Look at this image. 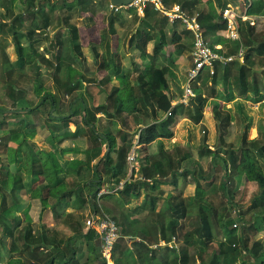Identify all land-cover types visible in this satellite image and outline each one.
<instances>
[{"label": "trees", "instance_id": "1", "mask_svg": "<svg viewBox=\"0 0 264 264\" xmlns=\"http://www.w3.org/2000/svg\"><path fill=\"white\" fill-rule=\"evenodd\" d=\"M87 1L88 0H71L67 7L69 9L76 8L78 11H85ZM161 1L167 6L180 3L190 14L198 10V8H196L198 0ZM13 2L14 0H8L6 11L2 14V19L0 20V28L6 23L5 18L11 15L13 16ZM225 5L226 2H222V0H210L209 10L198 12L199 21L206 29L205 36L207 38L211 39L219 30L226 26L225 22H221L220 14L216 11L217 6L223 9ZM26 8L27 11L31 12L33 15V17H31L30 29L27 31L22 30L20 27L21 15L18 14L12 17L10 27H8L13 35L12 41L16 53L15 64L20 69L25 65L37 66V57H43L42 54L37 52L34 46V42L36 41L34 36L36 35L35 33H40L42 27L48 24V14L45 12V5L43 3L41 4L40 0H26ZM51 8H54V6L51 5ZM134 10L135 8L130 9V12H134ZM247 13L264 14V0H252V3L247 9ZM117 14L118 13L113 12L109 17V28L107 31H104L102 40H100V43H103L105 46L104 53L100 54L101 61L98 65V70L104 71L105 73L99 81L101 91L107 90L106 100L103 103L88 106L81 95H75L71 101H76V103L69 106V112L67 114H55L53 111L55 112L59 107V101L55 93L44 88L42 82H38L35 86V91L37 93L42 92L38 105L28 109H24L25 107L18 105V107L22 108L20 110L33 112L37 111L40 106L49 103L51 110L48 111L47 117L54 122H59V124L54 123V125L51 124L48 126L51 133H55V131L64 128L60 133L52 134L57 144L61 143L67 137L76 136V134L81 131V127L79 126L76 131L71 132L69 126L71 123L79 125L80 121H82V125L89 129L88 140L90 144L87 146L86 158H73L67 162L64 161L65 163H61L60 157L63 156L65 150L58 149L54 151L53 149L43 150L36 148L32 141L37 131L36 124H32L28 119L23 118L16 128H11L2 135L8 143L10 142V145H8V143L6 144L8 163L14 166L19 161V155L21 157L20 171H11L9 174L6 173L7 176L0 180L1 235L9 238V251L19 254L17 257L12 256L7 259V264H80L82 256L79 257V255L76 254V248L73 246V243L77 239H81L86 243L89 254L90 252L95 253L93 257H91L92 260H89L92 264H104L101 254L97 251V249L99 250L100 241L95 229L81 228L80 221L75 219V214L68 208L73 205L80 208L90 204L91 208L98 211L96 203L97 197L102 199H109L112 197V193L110 192L102 193L98 196L99 191L103 189L104 186L117 185L128 175L127 156L132 149L133 142L132 136L127 133L126 130L130 127L127 121L130 116H128L127 119L122 116L125 111L123 109L124 100L119 94L120 90L130 93L133 97L134 107L131 113L125 112L127 115L133 116L135 121L136 118L138 121V114H143L150 118L138 135V142L144 145L158 138H171L173 135L171 126L175 122V114L181 108L184 109L194 123L198 124L203 118L202 112L207 98L202 95L201 89L196 86L201 76L192 85L195 96L190 100L189 104L184 105L182 102H178L183 93L184 82H182L181 76L178 77L177 74L173 73L169 65L164 64L158 66L153 64L149 68H137L135 70L138 71V74L134 81L131 79L132 71L128 69L125 71L124 75H120L121 71L118 65L120 63L116 62L117 55L113 54L110 50V36L115 32L113 23L117 19ZM37 15H40L43 21L42 26L39 24V21L35 19ZM136 16L137 19L139 18V22L142 26L136 27V30L131 32L129 44L138 49L139 55L142 58L145 59L148 55L146 51L148 42L156 38L158 39L154 42L152 51L153 56L161 55L162 49L168 41L174 44L178 52L179 50H185L190 47L182 41V34L191 36L190 31L183 26L184 28L178 32V25L181 23L178 21L172 25L169 24L167 18L155 11L151 3H146L143 15L139 16L137 14ZM241 22V41H236L235 39L223 41V39L220 40V38L216 40H220V44L224 45L221 49H216V51L224 55L236 53L240 45L245 47L242 64H240L239 61H230H234L235 67H237V73L234 80L230 81L224 98L227 97V100L233 99L235 97L234 89L237 94L244 95L250 88H254V93L257 95L254 100L257 102L264 97V94L258 93L255 87L257 85L255 80H253V83L250 82V77L256 74L253 73L255 61L252 57V53L259 56L264 55V39L255 45L256 39L252 36L255 25H252L248 21ZM65 27H67L68 33L70 34L68 41L71 49H69L68 57L72 62L80 64L84 56L79 41V27L67 21ZM246 29L248 31L247 35L244 34ZM169 30L172 32L171 36L168 35ZM24 39H27L26 44L22 42ZM210 44L213 46L212 41H210ZM91 51L94 56L99 53L98 51L95 52L93 48H91ZM56 60L58 61L56 67L58 69L62 62L61 56L57 55ZM226 65L222 68V66L220 67L216 64L215 73H208L213 85L217 83L220 72L223 71V77H229L230 68ZM66 67L71 79L74 77V74L80 75L76 80H69L68 86H65V92L71 94L72 90L74 91L81 88L86 79H84L81 72L73 69L71 63L67 64ZM114 77L120 81L119 85H115V83L111 84ZM108 85L110 87H108ZM212 90L215 92L214 88H212ZM16 98L18 103H20L19 101L22 100V96H17ZM172 101L176 102L173 106L171 104ZM97 113L119 119L123 123V128L119 129L116 134H113L111 131H100L96 122L99 118ZM216 113L220 132L219 138L222 140V134L224 131H227L232 116L229 112L222 113L221 111H216ZM249 118H251V121L246 126V131L252 127L255 121V117L249 116ZM139 122L141 121H138V123ZM3 124L4 120H0V125ZM246 131L243 133L237 149L230 145L227 150H225V158L228 159V163L221 173L222 180L220 179L219 188L225 199L228 184L233 182L234 173L238 175H242L243 173L252 174L259 186L260 193H258L256 197L254 196L251 206L252 208L260 209L258 216H261L264 220V142L259 143L258 138L254 137L256 133L255 129L251 131V136L254 137L252 139L247 138ZM103 143L106 144V151L101 154V145ZM178 155L179 153L177 154L175 152V156L172 157L170 152L164 153L165 161H155L151 166L146 168L143 167L142 174L144 178L150 179L151 182L139 178L125 181L122 188L115 191V193L121 197H129L130 195L135 196L143 187L147 191V197L143 203V207H148L153 212H156V204L159 198L158 194L162 192L158 190L161 178L169 176L170 174H172L171 178H173L180 172L182 159ZM93 158L96 159L91 162ZM229 165L231 169L228 167ZM201 168L200 166L197 168L198 176ZM232 169H234L235 172H230ZM185 172L193 174V171L189 169H185ZM214 175L215 171L213 169L210 177ZM24 176H30L29 178L33 182L40 180V182L30 190L27 197L39 201L41 206L40 217L47 209L50 210L55 219L65 217L66 221L64 224L73 230L71 236L67 237L65 240L58 239L48 232L45 225H41L37 231L33 230L31 226L32 219L28 214L27 208L24 210L23 215H17V213L20 212V206L23 204L20 199V192L25 189ZM200 186L198 179L195 180L194 196L198 198V200L195 198H192V200L199 205L200 224L193 232L197 235L199 238L198 240L202 244L210 243L212 239L210 215H212L214 218H217V223L220 224L223 234L227 235L229 238L220 243V251L218 254L214 255L210 264L236 263L238 259L242 257V254L248 256L249 253L252 254L251 257L254 258L256 264H264V245L262 243L254 241L252 245L249 246L247 240L242 237L243 235L238 238L233 234L235 227L231 226L233 218L230 216L232 202L223 203L221 207V210L224 211L227 216L229 215L226 219L227 216L224 214L222 216L220 215L218 207L213 204L212 200L206 198L208 195H205V190H202ZM168 199V205L173 213L172 216L162 219L161 213H158L160 219L151 224V227L148 228L150 235L151 233L153 234L152 238H150L147 231L142 227V233L138 236L140 237L139 240L132 241V243H142L141 247L150 254L148 258L151 259V261L157 257V249H152L150 247L151 243H159V239L167 242L172 236L177 240L178 237L176 238V235L179 232V223L186 217L187 205L183 204L184 198L181 197V194L180 199H177L175 202L173 201L176 199L175 195L170 196ZM8 200L10 203H8ZM236 206L240 209L239 220L242 222L244 219L243 207L241 204H237ZM24 221H27V223L22 227V222ZM123 230H121V238H127V234L124 233ZM187 233L189 232L184 233L186 243H188L189 239ZM135 236L137 235L133 237ZM20 241L22 244L19 250L17 243ZM161 250H168L174 254L173 259L169 262L165 260V256L161 257L165 264H190V251H188L186 245L180 247L178 250L174 248L170 249L169 247H163ZM247 251H249V253ZM138 252L139 254H137V256L142 255L140 248ZM113 253L115 255L116 264H133L132 260L136 257L135 252L129 251L126 245L121 246L120 243H117V240L114 244ZM89 261L83 264H89Z\"/></svg>", "mask_w": 264, "mask_h": 264}, {"label": "rangeland", "instance_id": "2", "mask_svg": "<svg viewBox=\"0 0 264 264\" xmlns=\"http://www.w3.org/2000/svg\"><path fill=\"white\" fill-rule=\"evenodd\" d=\"M223 1V0H222ZM233 1V0H232ZM237 2V0H234ZM233 1V2H234ZM41 4L43 3L45 5V12L48 14V24L44 27H42L40 33H35L34 37L36 41L34 42V46L37 49V52L42 54L43 57H37L38 59V65H25L22 69L18 68L15 64L16 59V53L13 47V35L8 27H10L11 19L14 15H21V25L20 27L22 30L27 31L30 28L31 24V17L33 15L31 12L27 11L26 4L23 2V0H14L13 2V16H9L6 19V23L2 25V28H0V120H4V124L0 125V180L1 178H4L6 173H11V171H20L21 169V157L19 155V161L16 165L11 166L8 163L7 159V153H6V144L8 143L5 137L2 135L6 133V131H9L11 128H16L21 120L28 119L32 122V124H36V132L34 137L32 138V141L35 144L36 148L39 149H48L52 145V140H49L48 131L50 128L49 125L56 122L51 120L47 117L48 111L50 109V104L46 103L44 106H40L37 111L28 112L26 110H20L22 108L18 107H25L24 109H28L34 106H37L40 102V95L41 93H37L35 91V86L38 84V82L43 83V87L47 88L53 93H55L56 98L59 101V107L55 112L53 113H63L67 114L69 112V106L74 105L76 101H71L73 96L78 95L84 99V102L88 106H93L94 104H101L106 100V91L100 89L99 81L102 79L100 78L102 75H104V71H100L99 69V62L101 61L100 54L104 53L105 46L103 43H99L98 41L93 42L91 41V38H89V31H88V25L89 22L92 21L93 16L88 15L85 16L84 19H79L81 16L80 12L76 9H69L67 7L68 3L71 2V0H40ZM24 3V4H23ZM37 3V2H36ZM8 4V0H0V20L2 19V14L6 11V5ZM51 5L54 6V8H51ZM241 6V5H240ZM135 8V7H133ZM132 8V9H133ZM207 7H204V11L208 10ZM210 8V7H208ZM242 8V6H241ZM91 9V8H90ZM97 9V8H96ZM95 9V10H96ZM128 9V8H126ZM123 9L122 11H118L117 13V20L115 21L116 31L120 35H113L110 36L111 42H110V50L114 54L116 51L118 53L116 54V62L120 64H126V68L128 70L132 71L131 79L134 81L135 77L138 74V71L135 70V65H140L138 61H136V57L138 55L137 50L129 46V40H130V34L133 30V28L136 26L135 21L137 20V12L136 9L132 13V16L130 18H127L128 23L126 25H122L123 19L126 17L127 10ZM93 11V10H92ZM136 12V15H135ZM196 12V10H195ZM198 12V11H197ZM35 19L39 21V24L42 26L43 21L40 18V15L35 16ZM107 14L104 15V23L106 22ZM248 21H254L255 22V29L253 30L252 36L255 38V45L264 39V19H260L259 21H255L253 17L246 18ZM66 21L70 24L80 25L82 26V40H80L81 43V49L84 56V59L81 60L80 71L83 74L84 79L86 81L84 82L83 86L77 90H72L71 94H67L65 92V86L67 87L69 80L73 81L76 80L78 77H80L79 74H74V77L71 79L69 72L67 70L66 65L70 64L73 66V69L76 70V66L78 65L76 62H72V60L68 57L69 56V49H71L69 44V38L70 34L68 33L66 25ZM247 22V21H246ZM18 23V22H16ZM102 27V24H100ZM109 26L106 25L103 29H98L97 31L101 32L100 35H103L104 31H107ZM184 28L181 24L178 25V30ZM38 32V31H37ZM247 29L244 31V34L247 35ZM99 36V35H98ZM101 37V36H100ZM101 39V38H100ZM210 42V38H207ZM26 40H22L24 44H26ZM88 40L90 47L95 50V52H99L98 55H93L92 52H90L88 49ZM103 44V45H102ZM112 46V47H111ZM233 46V45H232ZM230 47V46H229ZM60 55L62 58V62L60 67L57 69V63L56 56ZM131 55V56H129ZM252 57L255 61L254 67H264V55L259 56L255 53H252ZM92 58V59H91ZM163 60V59H162ZM183 63L185 66L180 67V75L182 82L184 84L187 81V74L185 73L186 67L191 66V57L189 53L186 51L185 54H183L182 57ZM133 61V62H132ZM164 61V60H163ZM166 63V62H164ZM235 64V63H234ZM159 66V65H158ZM124 67V66H123ZM232 68L230 71V74L236 75L237 69L236 67H230ZM139 69V68H138ZM208 71L205 70L199 80L197 81L198 86L201 89V92L205 93V95L208 97L210 95H214L215 92H213L212 88L213 86L209 85L210 82V76L207 75ZM258 73L255 74V78L257 79V87L264 91V81H261V77L257 76ZM103 77V76H102ZM259 78V79H258ZM209 80V82H207ZM260 80V82L258 81ZM179 81V80H178ZM117 85L120 84V82H116ZM12 86V87H10ZM108 87H110L108 85ZM227 92V91H226ZM17 96H22V100L18 103ZM223 97V95H222ZM254 103V101H252ZM18 103V104H17ZM214 103H217V100L209 101L208 105H212ZM244 113L246 116L255 117L258 114L264 115V107L261 108H255L253 104L246 105L244 104ZM185 112V111H184ZM125 119H127L128 116V128L130 131H127L133 138V135L131 132L136 130L137 126L136 123L138 121L146 122L149 121L150 118L147 116H144L143 114H138V121L136 118L133 119V116L127 115L126 113H123ZM77 118V117H76ZM79 119V118H77ZM117 119V118H116ZM119 120V119H118ZM263 120V121H262ZM147 121V122H148ZM6 122V123H5ZM113 122L110 121L108 117L102 116L100 120L97 122L98 128L101 131L105 128L113 127ZM119 123L121 127L123 128V123L119 120ZM59 124V123H57ZM260 129V134L258 136L259 143L264 142V117H260L259 123H257ZM70 129H74L75 126L70 124ZM114 129V128H113ZM127 130V129H126ZM86 131V134H85ZM84 131V139L78 138L75 143L76 146H87L90 144V141L88 140V132L89 130L85 129ZM245 131V126H244ZM243 131V133H244ZM201 135L205 136V133H201ZM202 137V136H201ZM231 138L230 142H226L225 145H231L237 149V146L240 143L241 136H234L232 137V134L228 136ZM252 136L249 137L251 139ZM217 143V140L214 141ZM214 143V144H215ZM10 145V142L8 143ZM63 147H67L68 145H72L71 140H66L61 144ZM61 146V147H62ZM80 156V155H78ZM68 155H65L63 157H60V161L65 163L68 160ZM64 160H66L64 162ZM209 159L206 157L204 160V164L200 170L199 176L197 174V164H192L190 162L184 163V166L182 170L179 172L180 177V184L181 186H186L187 182L190 184L195 185V180L198 179V182L200 183V187L202 190H205V195H208L206 198L209 200H212L213 204L216 205L219 209V213L222 216L223 214L227 216V214L224 213V211L221 210V207L223 206V203H229V201L232 202V205L241 204L244 211V219L241 224H239L238 227L234 228L233 234H235L238 238L244 237L247 240V243L249 246L252 245L254 241L260 242L264 245V220L259 215L260 209L252 208V200L254 196L256 197L258 193H260V189L256 181L254 180V177L250 173H243L242 175H238L237 173H234L235 176H233V182L228 184V189L226 193V197L224 199V196H222L221 190L219 188V184L221 179V173L225 169L224 164L218 163L216 168H213L215 171V175L211 176V172L213 169L209 166ZM201 167V166H200ZM230 169V165L228 166ZM185 169H189L190 171H193V174L190 172H185ZM183 171V172H182ZM199 171V170H198ZM230 172H235L234 169H232ZM237 176V178H235ZM30 176H24V184L25 189L20 192V199L22 201V205L20 206V212L17 213V215H23L24 210H28V214L30 218L32 219L31 226L32 229L37 231L41 225H45L48 229V232L53 234L58 239H66L67 237L71 236L73 234V230L69 228L64 222L66 221L65 217L61 218H54L52 213L49 209L40 217L41 212V206L37 199H29L27 198L30 190L34 188L40 180L37 182H33L29 178ZM221 179V180H220ZM105 189V186L103 187ZM112 198L105 199V198H98L96 199L97 208L99 212H106L110 214L116 221L119 226H122V230L124 233L127 234V238H121L117 239V243H120L121 246H128L127 243H132L133 240H137L136 237H133L134 235H141L142 230L141 227H143L147 234L152 238L153 234L148 231V228L151 226L149 224L143 223L141 226V223H139L136 218H133L129 216L128 208L124 207V200L129 197H121L120 195H115V191H111ZM180 192H177L174 194L176 199L173 200L174 202L177 201V199H180ZM195 191L192 196H184V203L187 205V213L186 218L181 222V225L179 226V232L176 235L177 243H184V233H187L189 235L188 244H186L188 251H190V264H210L212 258L214 255L219 253L220 243L222 241H226L229 239L227 235L223 234V231L220 227V224H218L217 218H214L212 215H210L211 220V236L212 239L210 243L202 244L198 239L197 235L193 232L200 224V213H199V205H197L192 198H195L194 196ZM179 197V198H178ZM122 199V200H121ZM164 199V198H163ZM161 199L158 198V205L162 209L161 217L166 218L172 216V210L170 209V206L168 205L169 199ZM133 202V201H132ZM8 203L9 200H8ZM204 205V204H203ZM70 211H72L75 214V219H78L80 221L81 228H84V223L88 216L92 214L94 211L93 208H91V205H84L80 208H77L76 205L70 206L68 208ZM125 209V210H124ZM147 212L146 219L149 221H158L160 219V216L157 212L149 211L150 209L147 207L145 208ZM229 216V215H228ZM226 217V219L228 218ZM145 219V220H146ZM138 222V223H137ZM27 221L22 222V227L26 225ZM232 226V225H231ZM1 230V226H0ZM18 234V231H17ZM0 231V264H7V259H9L12 256H18L19 254L11 253L9 251L10 243L9 238L7 236H2ZM140 237H138L139 239ZM137 242V241H136ZM21 241L17 243V247L20 250L21 249ZM84 241L81 239H77L73 246L76 248V254L84 258H86L87 253L89 254L87 246L85 247ZM237 246V244H236ZM180 248V247H179ZM249 253V251H247ZM95 253L90 252V257H93ZM252 254L249 253L248 256L245 254H242V257L238 259V261L232 264H256V261L253 257H251ZM81 257V258H82ZM251 257V258H250ZM173 259V258H172Z\"/></svg>", "mask_w": 264, "mask_h": 264}, {"label": "crops", "instance_id": "3", "mask_svg": "<svg viewBox=\"0 0 264 264\" xmlns=\"http://www.w3.org/2000/svg\"><path fill=\"white\" fill-rule=\"evenodd\" d=\"M233 1L232 0H223L222 2H226V4L227 3H233V4H235V6H239L240 8L242 6L241 9L243 11L248 6V4L252 3V0H237V2H235V1L233 2ZM23 2L26 4V0H23ZM109 3H110V0H88L86 3V10L85 11H79L81 14L79 19H81V20L84 19L85 16L86 17L88 15L93 16L92 21H90L89 25H88L89 38H91V41H93V42L98 41L100 43V40H102V35L99 34L101 32H99L97 30L103 29L104 27H106V25L108 26L109 17L112 15V13L113 12L117 13L118 11L120 12L123 9H126L124 7H121L118 11L115 12L109 7ZM174 4H178V3H174ZM213 4H214V1H213ZM163 5H164V3H163ZM172 5H170V6L164 5V6L171 7ZM204 7H207L206 9L209 10L208 7H210V0H198V3L196 4V8H198V10H196V12H194L193 14L199 15L198 12L204 11ZM132 8H133V6H132ZM132 8L126 9L128 12L126 14V17L123 19V21L121 23L122 25H126L128 23L127 18H130V16H132V13H133V12H130V9H132ZM182 8L188 12V10L186 8H184V7H182ZM216 11L219 14L221 9L217 6ZM105 14H107V19H106V22L104 23V15ZM247 16H248V18L253 17L255 21L256 20L259 21L260 19H262V20L264 19V14H249V13H247ZM115 21L113 23V26L115 25ZM100 24H102V27L100 26ZM135 25L136 26L132 30L133 32L136 30V27L142 26L139 22V18L135 21ZM76 26L79 27L80 40H82L81 39L83 36L82 26H80L78 24ZM114 27H115V32L113 35L119 36L120 34L117 33L116 26H114ZM169 27H170V25H169ZM182 29H179L177 31L180 32ZM224 29H225V27L223 29L219 30L217 32V34H215L210 39V41H212L214 45L224 46V45L220 44V40L224 36ZM171 34H172V32L169 30L168 35L171 36ZM130 36H131V34H130ZM111 37H112V35H111ZM218 38H220V40L216 41ZM156 39H158V38H156ZM155 40L148 42V44L146 45V51H147L148 55L145 59L139 55L138 49H136L135 47H133V45H130L128 43L130 47H132L133 49L135 48L138 52V55L135 59H136V61H138V63H140V65L136 64L135 69H137V68H149L153 64L159 65V66L165 64V65H169V67L173 70V73L177 74V76L180 77L181 76L180 75V67L185 66L183 63V60H182L183 54H185L186 51H188V53H189L190 47H188V49H185V50H179V52H178L175 49L174 44H172L170 41H168L164 45L161 55L153 56L152 51H153V46H154ZM190 40H191L190 35L182 34V41L185 42V44H187V46H190V44H191ZM89 41L90 40L87 41L88 42L87 46L89 48L88 50L90 52H92ZM110 42H111V40H110ZM104 51H105V49H104ZM117 53H118V51H116V53H114V54H117ZM129 56H131V55H129ZM238 61L240 64L243 63V61H241V60H238ZM164 62H166V63H164ZM191 62H192V60H191ZM226 64L225 65L229 68L235 66L234 61H232V62L229 61ZM118 65H119V68L121 71L120 75H124L125 71L128 69V68H126L127 67L126 64H123V65L118 64ZM225 65H222V68H224ZM188 67L185 68L186 74H187V70H188L187 68ZM231 69L232 68H230V71H231ZM76 70L80 71L79 64L76 66ZM222 72H220L219 79L215 85L212 84L211 80H210V82H209V80L207 81V82H209L210 86L214 87L215 93H214V95H210L207 97L205 95V93L202 92V95L207 98V101H206V104H205L203 112H202L203 118L198 124L194 123L191 120L190 116L188 114H186V112H184V109L181 108L175 114L176 119H175V122L171 126V128L173 130L172 131L173 132L172 137L169 139L158 138V139L154 140L153 142L144 145L143 143L138 142V135H139V132L142 130V128L145 127V124L148 120L146 122H144V118H143V122L141 121L139 123L138 122L136 123V126H137L136 130L131 132L132 134H134L133 135L134 139H132L133 145L131 148L134 150V152L136 154V161H137L136 168L133 171V173H135V175H137V174L143 175L142 174L143 167L146 168L148 166H151V164L155 161H159V160L165 161L164 153H168V152H170L172 154V157L175 156V152L177 154L179 153L178 156L182 159L180 171L182 170L184 163H188V162L195 164V165L197 164V167H199V166L202 167L206 157L210 160L209 166L211 168H216L218 163L224 164V166L227 165L228 159L225 158V150H227L229 145L226 146L225 143L231 141L230 140L231 138H229L228 136L232 134V137H234V136L236 137L239 135L242 138L244 126H245V131H246V126L251 121V118H249V116H246V114L244 113V107H245L244 104H246L247 106L253 104L254 109L259 108V107L261 108L262 106L264 107V97L260 101L255 102L254 98L257 95L254 93V88H252V89L250 88V90H248V92L245 93L244 95L237 94V92L234 89L235 97L233 99L227 100L226 99L227 97L224 98L225 93L228 90V86L230 85V81L234 80L235 75L229 74V77L226 78V77L222 76L223 75ZM208 73H207V75H208ZM253 73H258L257 76H260L261 81H264V67L263 66L254 68ZM102 76L100 78H102ZM253 80H255V83L257 84V79L255 78L254 75H252L250 77V82L253 83ZM117 81L120 82L116 77H114L111 84L115 83V85H116ZM258 81L260 82V80H258ZM255 87L257 88L259 94H264V91L259 89L257 87V85ZM119 94L121 95V97L124 100V107H123L124 111L126 113H131V111L134 107L132 95L128 92L123 91V90H120ZM222 95H224V96L222 97ZM213 100H217V103H214L212 105H208L209 101H213ZM252 101H254V103ZM175 103H176L175 101H172L171 102L172 106ZM216 111H221L222 113L229 112V113H231V116H232L231 121H230L228 128H227V131H224L222 134V137H223L222 140H220V138H219L220 132H219V127H218V118H217ZM97 116L99 118L97 119L96 122H98L102 116L108 117L102 113H99V114L97 113ZM261 116L264 117V115L262 113L256 115L254 124L252 125V127H250V129L248 131H246V136L248 139L251 136V131L253 129L256 130L254 137L258 138V136L260 134V132H259L260 129H259V126L257 123H259ZM108 118L110 119V121L113 122V124L111 123L113 127H111V129L105 128L102 130L105 132L111 131L113 134H116V132L122 128L120 123H119V120L116 118H112V117H108ZM56 123H59V122H56ZM71 124L75 126L74 129H70V127H69L71 132L76 131L79 126L81 127V131L78 132L76 134V136L67 137L61 143L57 144V142L53 139L52 134L54 135V134L60 133L61 131L64 130V128L62 130L59 129V130L55 131V133H53V132L51 133V130H49L48 136H49V140H52V145L48 149H53L54 151L58 150V149L65 150L63 152L64 153L63 156H65V155L69 156L67 161H69L73 158L85 159L88 145L87 146L85 145L83 147L82 146L81 147L76 146L75 141L78 138L84 139V131H85V129L86 130H89V129L82 125V121H80L79 125H77L75 123H71ZM97 127H98V125H97ZM127 131H130V130L127 129ZM201 133H203V134L205 133V136L201 135ZM85 134H86V131H85ZM254 137H251V139ZM66 140H71L72 145L71 146L68 145L67 147H63L61 144ZM215 140H217V143L214 142ZM238 147H239V145L237 146V148ZM105 151H106V144L103 143L101 145V154L104 153ZM78 155H80V156H78ZM95 159L96 158H93L91 160V162H93ZM64 161H66V160H64ZM61 163H63V162H61ZM128 170H129V172H128L127 177L130 176L131 172H132L130 169L129 162H128ZM171 175L172 174H170L169 176H164L161 178V182H160V185L158 187V190H161L162 192L160 194H158L159 198L168 199V198H170V196H173L176 193V190H177V192L181 193V197H184L187 195H189V196L193 195L194 190H195L194 184H190L189 182H187L185 187L181 186L180 178H178V177H180L179 173H177L176 177H173V178H171ZM235 178H237V176ZM141 180H143V179H141ZM149 182H151L150 179H149ZM145 191L146 190L142 187L140 189V192L137 193V195H135V196L130 195L129 198L126 197L127 199L124 200V207L128 208L127 210L129 212V216L136 218V220L139 223H141V226L143 225V223L145 224V222H146V224H149V225L157 222V221H155V222L149 221L148 219H146L147 212H146V209L143 207V203L147 197L146 196L147 191L146 192ZM115 195H118V194L116 193ZM111 198L112 197H110V199ZM149 211H152V210H149ZM161 211H162V209L160 208V206L158 205V202H157L156 212L160 213ZM179 225H181V222L179 223ZM120 228H122V226H120ZM135 237L137 238V240H139L138 236H135ZM159 241H160L159 243H151L150 247L152 249H155V248L157 249V251H156L157 257L152 261H151V259L148 258L150 256V254H148L146 251H144L143 247H141L142 246L141 242H139V243H127L128 244V246H127L128 250L136 253V257L134 260H132V263L133 264H165V262L161 259V257L165 256L164 257L165 260H167V262H169L174 257V254L168 250L167 251L161 250L163 247H169L170 249L174 248V249L178 250L179 247H184V245L188 244L186 242L177 243L178 241L175 239L174 236H172L171 239L167 242H165L162 239L161 240L159 239ZM84 245L86 247V243ZM130 247H133V248L131 249ZM160 247H162V248H160ZM139 248L141 250L142 255L137 256V254H139V252H138ZM97 251L99 253L98 249H97ZM89 260H92V259H91L90 255L87 253L86 258L82 257L80 259V264H83ZM115 262H116V260H115ZM89 264H92L91 261H89Z\"/></svg>", "mask_w": 264, "mask_h": 264}, {"label": "built area", "instance_id": "4", "mask_svg": "<svg viewBox=\"0 0 264 264\" xmlns=\"http://www.w3.org/2000/svg\"><path fill=\"white\" fill-rule=\"evenodd\" d=\"M146 3H151L153 9L162 16H165L170 24L179 21L191 33L189 55L191 57L192 64L187 68V81L183 85V93L178 100L179 103L182 102L185 105L190 103V100L195 96L192 85L205 70H207L210 74H214L216 71V64L218 66H222L231 60L243 61L245 53L244 46L240 45L236 53H228L225 55L219 53L216 49H221L222 46H216L214 44L212 46L210 44L205 36V29L199 21L198 14H189L179 3L173 4L171 7H166L163 5L161 0H132L129 4L124 6H116L109 3V7L116 12L121 7L132 8L133 6L135 7L138 15H143ZM249 6L250 4H248L243 11L239 6H235L233 3H227L223 9H221L219 13L220 19L221 22H225L226 24L224 36L222 37L223 41L234 39L236 41L242 40L241 21H248L246 20V18H248L246 11ZM248 22L252 25H256L254 21ZM127 162L130 164V169L132 171L131 175L120 181L117 185L105 186V189H101L99 191L98 196L102 193L121 189L125 181L137 178L149 181V179H145L143 175H135V173H133L137 165L136 154L133 149H131L128 153ZM230 216L233 218V221L231 222L233 227L236 228L242 223L240 222L241 220H239L240 209L237 206L231 205ZM84 224L85 229H95L100 241L99 253L101 254L104 264H116L113 248L116 240L121 235V228L117 224V221L110 214L104 211L99 212L94 210L92 214L87 217ZM130 248L132 249L133 247Z\"/></svg>", "mask_w": 264, "mask_h": 264}, {"label": "water", "instance_id": "5", "mask_svg": "<svg viewBox=\"0 0 264 264\" xmlns=\"http://www.w3.org/2000/svg\"><path fill=\"white\" fill-rule=\"evenodd\" d=\"M132 0H110V3L112 5H116V6H124L127 5L131 2Z\"/></svg>", "mask_w": 264, "mask_h": 264}]
</instances>
